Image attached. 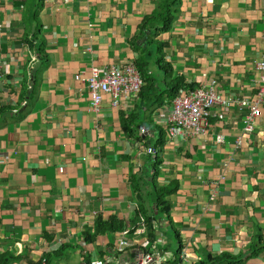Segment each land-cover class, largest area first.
<instances>
[{"label": "crops", "instance_id": "1", "mask_svg": "<svg viewBox=\"0 0 264 264\" xmlns=\"http://www.w3.org/2000/svg\"><path fill=\"white\" fill-rule=\"evenodd\" d=\"M160 2L0 0V257L9 264H136L145 254L214 264L263 249L264 105L250 134L249 111L236 104L214 107L197 139L170 140L167 119L177 79L186 91L214 82L222 100H254L264 0H180L171 29L147 45L167 71L131 42ZM137 59L139 95L118 108L106 97L90 112L75 75ZM171 187L169 217L156 212L148 224L155 190ZM111 219L124 229L88 241L96 221ZM118 239L134 245L117 254ZM244 264H264V250Z\"/></svg>", "mask_w": 264, "mask_h": 264}, {"label": "built area", "instance_id": "2", "mask_svg": "<svg viewBox=\"0 0 264 264\" xmlns=\"http://www.w3.org/2000/svg\"><path fill=\"white\" fill-rule=\"evenodd\" d=\"M1 24V19H0ZM33 62V61H32ZM260 74V86L254 100L245 99L234 101L230 99L222 100L216 90L214 82L205 87L196 88L180 94L172 103V110L167 119L168 138L174 140L180 137L184 140H192L205 136L209 127V118L214 107H228L236 104L240 108L247 109L249 114L245 116V132L250 134L256 118L259 116L264 105V54L257 64ZM77 82L87 86L90 95V112L98 113L103 100L108 97L111 106L118 108L124 99L136 98L142 89L141 77L134 64H127L120 67L112 66L101 72L94 71L91 75H75ZM220 143V140L218 139ZM240 145V139L237 146ZM156 152H151L155 155ZM224 180V178H221ZM133 243L118 239L116 243V253L122 254L133 247ZM187 260V256L180 258ZM41 264H47L46 258L41 259ZM136 264H159L151 254L141 255ZM171 264H176L174 261Z\"/></svg>", "mask_w": 264, "mask_h": 264}, {"label": "trees", "instance_id": "3", "mask_svg": "<svg viewBox=\"0 0 264 264\" xmlns=\"http://www.w3.org/2000/svg\"><path fill=\"white\" fill-rule=\"evenodd\" d=\"M180 4V0H161L159 5L156 7L155 12L153 13V16L143 18L141 25L139 26L137 30V34L131 39V42L133 44V47L135 48V51L141 52L142 58L150 57L155 59V64L159 67H161L163 70H168L169 65L164 63V55L161 49L157 51L156 53L151 52L147 49V45H157V38L160 34H163L171 29V26L174 22V16L176 14V9L178 8ZM157 49V47H156ZM39 59L45 60V56L41 53V56H39ZM140 62L141 60L137 59L134 64H136V68L140 69ZM145 67L144 65L141 67ZM32 74V72H31ZM185 87L181 85V80H174L171 82V88L170 91H172L171 98L174 101L179 95L180 91H186ZM194 89H191L188 91H192ZM186 91V92H188ZM23 97H29V92L25 91L23 92ZM0 114H3L4 112L8 111V109H0ZM157 156V154H155ZM154 155V156H155ZM157 158V157H156ZM155 161V160H154ZM157 195V202L155 204L156 208L154 209L155 212H152L149 210L147 214L144 210L139 208V212L142 214H145V218L147 219L148 224L152 219H156L159 213L164 214L165 216L169 217L170 215V209L169 204L167 201H165L166 198L173 195L177 191V187H171L168 188V190H158L156 189ZM158 213L156 216L155 213ZM137 215H135L134 219H137ZM158 219V218H157ZM124 224L115 220L111 219L107 222H103L102 220H98L95 223V231L94 234L88 239L91 240V242L97 237L98 235H102L104 233H113L116 231H121L124 229ZM260 240H262L260 238ZM262 248L258 247L253 243L251 247H249L247 250L242 252L237 257H233L230 255H223L216 259V262L214 264H244L245 258H248L250 256L257 255ZM179 250V247H178ZM180 251V250H179ZM178 251V253H179ZM0 264H9V261L7 260V256L0 257ZM206 263V262H205ZM204 263V264H205ZM48 264V263H47Z\"/></svg>", "mask_w": 264, "mask_h": 264}]
</instances>
